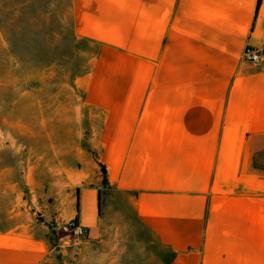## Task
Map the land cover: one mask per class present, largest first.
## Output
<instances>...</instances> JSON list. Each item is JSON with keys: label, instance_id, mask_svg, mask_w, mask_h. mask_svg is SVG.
<instances>
[{"label": "crops", "instance_id": "crops-1", "mask_svg": "<svg viewBox=\"0 0 264 264\" xmlns=\"http://www.w3.org/2000/svg\"><path fill=\"white\" fill-rule=\"evenodd\" d=\"M0 32V264H264V0H0Z\"/></svg>", "mask_w": 264, "mask_h": 264}, {"label": "rangeland", "instance_id": "rangeland-1", "mask_svg": "<svg viewBox=\"0 0 264 264\" xmlns=\"http://www.w3.org/2000/svg\"><path fill=\"white\" fill-rule=\"evenodd\" d=\"M1 33V32H0ZM11 34V33H10ZM1 35V34H0ZM32 38V37H31ZM0 44H1V40H0ZM16 45V44H15ZM2 51H0V60L2 61ZM1 63V62H0ZM1 99V97H0ZM0 120H1V112H0ZM38 125V124H36ZM92 126V132H94V134L92 135V133L90 132L89 135L84 134L83 139H84V147L85 148H89L91 151H94L95 154H98L99 152V145L97 144V139H96V130L95 127H98V122L97 123H91L90 122V127ZM95 130V131H94ZM25 131V130H24ZM27 134L30 136H44V130H38V129H30V130H26ZM0 141L3 142L4 139H2L0 137ZM0 142V144H1ZM5 146V144H4ZM3 146V147H4ZM32 147H30L31 150H33L34 148H36V145H31ZM39 147V146H38ZM0 148H2V144L0 145ZM6 148V147H4ZM259 167L264 168V162H258L257 164ZM4 179H9V181H22L23 179L20 177H16V176H11L10 178L6 177ZM35 178H31L32 181H34ZM29 188V187H27ZM18 195H22L24 197V201H25V205H28L32 210H34L37 219L40 220L41 222H44L45 220L48 221V240L51 242V244L53 245L55 242V237L53 235V232H55V234H57V232L59 233L60 237H66V234L61 232V226H58L56 222H51L49 221V217L47 216L49 213V209H48V196H44L43 193H36V192H32L30 189L25 191H20ZM12 200V199H11ZM46 207V209L44 210L43 213H41L40 211H38L41 208ZM67 216V213L65 211H63L61 209V213L59 215V221H63V219H65V217ZM58 222V221H57ZM52 223V224H49ZM59 237V236H58ZM70 241V240H69ZM71 244V242H70ZM72 246V244H71Z\"/></svg>", "mask_w": 264, "mask_h": 264}, {"label": "built area", "instance_id": "built-area-1", "mask_svg": "<svg viewBox=\"0 0 264 264\" xmlns=\"http://www.w3.org/2000/svg\"><path fill=\"white\" fill-rule=\"evenodd\" d=\"M245 58L252 63H259L262 60V49L258 46L248 47L245 52ZM61 232L65 233L72 244H77L89 238V232L81 226L77 221L68 222L61 228Z\"/></svg>", "mask_w": 264, "mask_h": 264}, {"label": "trees", "instance_id": "trees-1", "mask_svg": "<svg viewBox=\"0 0 264 264\" xmlns=\"http://www.w3.org/2000/svg\"><path fill=\"white\" fill-rule=\"evenodd\" d=\"M98 164H99L101 175L103 177V184L107 185L108 184V170H107V167L104 164H102L101 162H98ZM77 222H78V220H77Z\"/></svg>", "mask_w": 264, "mask_h": 264}]
</instances>
